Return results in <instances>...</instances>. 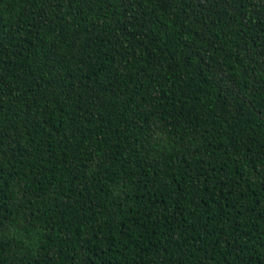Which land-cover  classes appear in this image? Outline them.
Segmentation results:
<instances>
[{"label":"trees","instance_id":"1","mask_svg":"<svg viewBox=\"0 0 264 264\" xmlns=\"http://www.w3.org/2000/svg\"><path fill=\"white\" fill-rule=\"evenodd\" d=\"M0 264H264V0H0Z\"/></svg>","mask_w":264,"mask_h":264}]
</instances>
